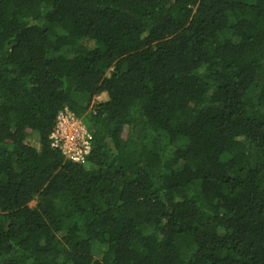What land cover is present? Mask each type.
I'll use <instances>...</instances> for the list:
<instances>
[{
    "label": "trees",
    "instance_id": "obj_1",
    "mask_svg": "<svg viewBox=\"0 0 264 264\" xmlns=\"http://www.w3.org/2000/svg\"><path fill=\"white\" fill-rule=\"evenodd\" d=\"M0 264H264V0H0Z\"/></svg>",
    "mask_w": 264,
    "mask_h": 264
},
{
    "label": "built area",
    "instance_id": "obj_2",
    "mask_svg": "<svg viewBox=\"0 0 264 264\" xmlns=\"http://www.w3.org/2000/svg\"><path fill=\"white\" fill-rule=\"evenodd\" d=\"M50 145L58 149L66 160L81 162L92 150V140L82 118L67 109L60 111L49 134Z\"/></svg>",
    "mask_w": 264,
    "mask_h": 264
},
{
    "label": "rangeland",
    "instance_id": "obj_3",
    "mask_svg": "<svg viewBox=\"0 0 264 264\" xmlns=\"http://www.w3.org/2000/svg\"><path fill=\"white\" fill-rule=\"evenodd\" d=\"M102 98H103V96L102 97H96L97 100H101ZM34 204H35V201H32L29 205L33 206Z\"/></svg>",
    "mask_w": 264,
    "mask_h": 264
}]
</instances>
